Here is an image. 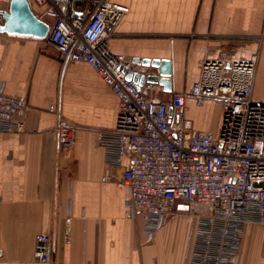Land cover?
Returning <instances> with one entry per match:
<instances>
[{"label": "crops", "instance_id": "0c3cea01", "mask_svg": "<svg viewBox=\"0 0 264 264\" xmlns=\"http://www.w3.org/2000/svg\"><path fill=\"white\" fill-rule=\"evenodd\" d=\"M112 1L128 12L110 50L142 75L158 73L144 60L168 65L170 87L140 82L146 97L170 102L187 92L205 59L256 55L253 99L264 103V0ZM7 7L0 3V10ZM44 46V40L0 34V84L28 104L23 132L0 133V264L30 261L38 234L51 239L52 264H189L197 217L178 203L180 211L148 238L143 215L127 211L128 187L117 185L127 160L109 167L98 145L97 133L115 127L116 97L89 65L62 64ZM184 104L188 129L218 131L220 106L191 98ZM61 118L77 129L66 151L54 131ZM106 175L111 178L103 180ZM263 241L262 225L245 224L236 264H264Z\"/></svg>", "mask_w": 264, "mask_h": 264}, {"label": "built area", "instance_id": "2783aa9c", "mask_svg": "<svg viewBox=\"0 0 264 264\" xmlns=\"http://www.w3.org/2000/svg\"><path fill=\"white\" fill-rule=\"evenodd\" d=\"M9 1L0 3L7 7ZM28 2L49 25L42 51L53 48L62 64L89 65L117 99L115 127L97 133V140L109 167L121 168L127 160L117 185L129 189L128 213L143 215L150 238L185 202L198 220L189 264H236L244 225L264 228V103L253 99L257 56L205 59L190 90L173 95L170 102L154 99L128 77L140 70L109 47L126 6L112 0ZM185 98L220 106L216 133L185 126ZM27 109L25 96L5 93L0 84V133L23 132ZM54 131L58 147L68 150L77 129L61 118ZM63 226L64 239L67 220ZM50 251V237L38 234L32 259L18 264H52Z\"/></svg>", "mask_w": 264, "mask_h": 264}, {"label": "water", "instance_id": "95a60500", "mask_svg": "<svg viewBox=\"0 0 264 264\" xmlns=\"http://www.w3.org/2000/svg\"><path fill=\"white\" fill-rule=\"evenodd\" d=\"M72 16L79 18L80 14L74 13ZM48 32L49 25L34 15L28 0H10L7 9L0 10V34L44 40ZM141 65L158 68V73L128 76L133 80L137 89H139L140 82L159 84L165 89L170 87L168 65L159 64L157 60H144Z\"/></svg>", "mask_w": 264, "mask_h": 264}]
</instances>
